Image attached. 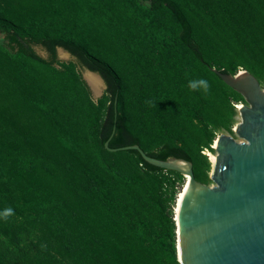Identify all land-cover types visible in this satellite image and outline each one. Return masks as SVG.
<instances>
[{"label":"trees","instance_id":"16d2710c","mask_svg":"<svg viewBox=\"0 0 264 264\" xmlns=\"http://www.w3.org/2000/svg\"><path fill=\"white\" fill-rule=\"evenodd\" d=\"M212 69L264 85V0H0V264H180L185 177L105 143L116 124L111 148L185 159L205 184L244 101Z\"/></svg>","mask_w":264,"mask_h":264},{"label":"water","instance_id":"95a60500","mask_svg":"<svg viewBox=\"0 0 264 264\" xmlns=\"http://www.w3.org/2000/svg\"><path fill=\"white\" fill-rule=\"evenodd\" d=\"M57 53L59 59L68 57L76 61L63 48H58ZM84 70L83 79L93 98L98 100L107 89L106 82L99 74ZM212 71L247 103L237 107L241 123L235 127L236 134L245 142L221 135L215 143L217 156L212 180L216 186L198 182L193 163L185 159L158 160L147 155L139 145L111 148L109 143L116 124L105 148L113 153L137 151L148 164L185 177L175 209L180 264H264V90L247 71L236 75ZM90 75L99 80L98 89L89 80ZM117 102L116 98L115 123Z\"/></svg>","mask_w":264,"mask_h":264},{"label":"rangeland","instance_id":"374dc122","mask_svg":"<svg viewBox=\"0 0 264 264\" xmlns=\"http://www.w3.org/2000/svg\"><path fill=\"white\" fill-rule=\"evenodd\" d=\"M36 49L38 50V53L40 55H42L43 57H45V58H48L49 57L48 52L46 50H44L43 48L36 47ZM58 59H59V57H58ZM59 60L61 62H63V63L75 62V60H73L72 58H68V57H66L64 59H59ZM243 71L244 70H241L239 72H243ZM83 72H85L84 69L82 70V73ZM260 85H261L262 89L264 90V85L263 84H260ZM241 104L247 105L245 99H244V101ZM241 104H239L238 106H240ZM238 106H236L237 114H236V117H235V123H234L233 127L231 128V130H224L223 129V130L218 131L217 134H216V140L211 145V148L210 149H205L204 152H203V155L207 156L208 161L210 162V166H211V169H210L209 172H205L204 169H203V167L201 165L199 167L200 170H201L200 171L201 174L203 173V175L205 177H207V181L204 184L206 186H209V187L216 186V184L212 180V173H213V170H214L215 157L217 156V152L215 150V143H216L218 137L221 136V135H226V136L232 137L233 139H235L239 143L245 142L243 139L239 138V136L235 132L236 125L239 124V123H241V116H240V113H239L238 108H237ZM195 157H196V155H195ZM212 157H214V159ZM198 160H199V163L204 164V160L202 158L198 157Z\"/></svg>","mask_w":264,"mask_h":264},{"label":"clouds","instance_id":"9594fccd","mask_svg":"<svg viewBox=\"0 0 264 264\" xmlns=\"http://www.w3.org/2000/svg\"><path fill=\"white\" fill-rule=\"evenodd\" d=\"M187 87L191 91L202 90L205 94H208L211 85L207 79L200 78V79L189 80ZM12 215H14V210L12 208H7L3 213H0V216H2L4 220H7Z\"/></svg>","mask_w":264,"mask_h":264},{"label":"bare ground","instance_id":"6f19581e","mask_svg":"<svg viewBox=\"0 0 264 264\" xmlns=\"http://www.w3.org/2000/svg\"><path fill=\"white\" fill-rule=\"evenodd\" d=\"M89 80L91 81V83L94 85V87L96 89H98L100 87V82L99 80L94 77V76H89ZM214 159V157H212ZM185 174L187 175V179L189 178V174L187 173V171L185 170ZM183 192V191H182ZM182 192L180 193L179 197L181 198L182 196Z\"/></svg>","mask_w":264,"mask_h":264}]
</instances>
